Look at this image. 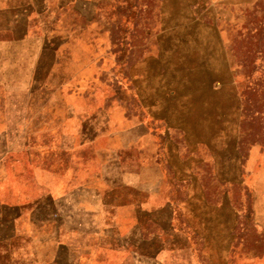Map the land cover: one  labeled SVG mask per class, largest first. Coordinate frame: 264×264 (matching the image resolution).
Segmentation results:
<instances>
[{"label": "rangeland", "instance_id": "rangeland-1", "mask_svg": "<svg viewBox=\"0 0 264 264\" xmlns=\"http://www.w3.org/2000/svg\"><path fill=\"white\" fill-rule=\"evenodd\" d=\"M0 264H264V0H0Z\"/></svg>", "mask_w": 264, "mask_h": 264}, {"label": "crops", "instance_id": "crops-1", "mask_svg": "<svg viewBox=\"0 0 264 264\" xmlns=\"http://www.w3.org/2000/svg\"><path fill=\"white\" fill-rule=\"evenodd\" d=\"M77 191H79V188H77ZM72 229L75 230V231H77V230H81V228H78V227H72L70 230H72ZM73 230H72V231H73Z\"/></svg>", "mask_w": 264, "mask_h": 264}]
</instances>
